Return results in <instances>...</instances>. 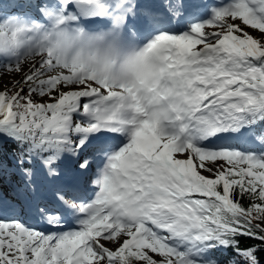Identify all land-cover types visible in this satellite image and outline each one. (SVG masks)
Wrapping results in <instances>:
<instances>
[{"label": "snow or ice", "instance_id": "1", "mask_svg": "<svg viewBox=\"0 0 264 264\" xmlns=\"http://www.w3.org/2000/svg\"><path fill=\"white\" fill-rule=\"evenodd\" d=\"M0 71V264H264V0H0Z\"/></svg>", "mask_w": 264, "mask_h": 264}, {"label": "bare ground", "instance_id": "2", "mask_svg": "<svg viewBox=\"0 0 264 264\" xmlns=\"http://www.w3.org/2000/svg\"><path fill=\"white\" fill-rule=\"evenodd\" d=\"M1 77L3 78V81H4L3 83H6V84H7V82H12L15 79H18V77L15 76V75H9L7 73H4V72L0 71V78ZM107 246L113 247L112 245H107Z\"/></svg>", "mask_w": 264, "mask_h": 264}, {"label": "rangeland", "instance_id": "3", "mask_svg": "<svg viewBox=\"0 0 264 264\" xmlns=\"http://www.w3.org/2000/svg\"><path fill=\"white\" fill-rule=\"evenodd\" d=\"M4 81H3V78L1 77L0 78V90H2L3 89V87L4 86H6V85H10V83L11 82H7V84L6 83H3ZM205 175H208V173H204ZM113 246V245H112Z\"/></svg>", "mask_w": 264, "mask_h": 264}, {"label": "trees", "instance_id": "4", "mask_svg": "<svg viewBox=\"0 0 264 264\" xmlns=\"http://www.w3.org/2000/svg\"><path fill=\"white\" fill-rule=\"evenodd\" d=\"M244 203L245 204H247L248 203V200H247V198H245V200H244ZM247 243H252L251 241H247Z\"/></svg>", "mask_w": 264, "mask_h": 264}]
</instances>
